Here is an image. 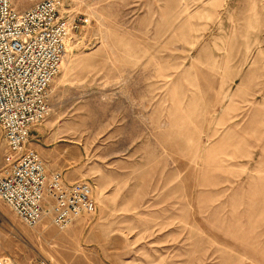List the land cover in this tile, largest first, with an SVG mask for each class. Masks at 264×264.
Returning <instances> with one entry per match:
<instances>
[{"label": "rangeland", "instance_id": "rangeland-1", "mask_svg": "<svg viewBox=\"0 0 264 264\" xmlns=\"http://www.w3.org/2000/svg\"><path fill=\"white\" fill-rule=\"evenodd\" d=\"M60 1L70 34L29 142L95 208L59 229L0 200V258L264 264V0Z\"/></svg>", "mask_w": 264, "mask_h": 264}, {"label": "built area", "instance_id": "built-area-1", "mask_svg": "<svg viewBox=\"0 0 264 264\" xmlns=\"http://www.w3.org/2000/svg\"><path fill=\"white\" fill-rule=\"evenodd\" d=\"M60 0H38L18 10L0 0V200L29 226L44 217L62 229L94 208L92 187L47 173L29 144L33 125L48 115L47 89L60 69L70 24ZM0 264H13L0 258Z\"/></svg>", "mask_w": 264, "mask_h": 264}, {"label": "crops", "instance_id": "crops-1", "mask_svg": "<svg viewBox=\"0 0 264 264\" xmlns=\"http://www.w3.org/2000/svg\"><path fill=\"white\" fill-rule=\"evenodd\" d=\"M35 140H38V139H35ZM29 144H30V146L33 148V149H35L36 151H37V149H39L40 150V152H42V149L38 146V145H36V144H34V145H31V143L29 142ZM51 151H53V149H51ZM45 171L47 172V173H52V172H60V171H57V170H54V169H52V168H50L47 164L45 165ZM61 173V172H60ZM62 174V173H61ZM63 175V174H62Z\"/></svg>", "mask_w": 264, "mask_h": 264}]
</instances>
